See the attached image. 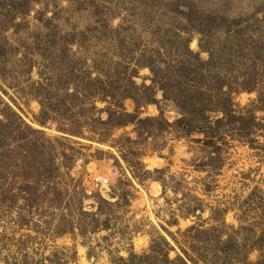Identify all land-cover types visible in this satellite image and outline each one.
<instances>
[{
  "label": "rangeland",
  "instance_id": "1",
  "mask_svg": "<svg viewBox=\"0 0 264 264\" xmlns=\"http://www.w3.org/2000/svg\"><path fill=\"white\" fill-rule=\"evenodd\" d=\"M183 263L264 264V0H0V264Z\"/></svg>",
  "mask_w": 264,
  "mask_h": 264
},
{
  "label": "built area",
  "instance_id": "2",
  "mask_svg": "<svg viewBox=\"0 0 264 264\" xmlns=\"http://www.w3.org/2000/svg\"><path fill=\"white\" fill-rule=\"evenodd\" d=\"M99 180L101 181L102 184H103V182H107L108 181L106 178H101V177L99 178Z\"/></svg>",
  "mask_w": 264,
  "mask_h": 264
},
{
  "label": "trees",
  "instance_id": "3",
  "mask_svg": "<svg viewBox=\"0 0 264 264\" xmlns=\"http://www.w3.org/2000/svg\"><path fill=\"white\" fill-rule=\"evenodd\" d=\"M183 264H185V263H183Z\"/></svg>",
  "mask_w": 264,
  "mask_h": 264
}]
</instances>
